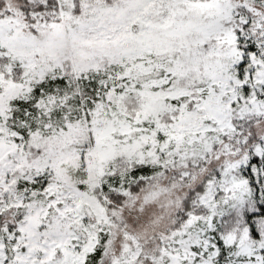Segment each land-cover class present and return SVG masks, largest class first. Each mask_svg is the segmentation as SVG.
Here are the masks:
<instances>
[{
    "label": "snow or ice",
    "instance_id": "snow-or-ice-1",
    "mask_svg": "<svg viewBox=\"0 0 264 264\" xmlns=\"http://www.w3.org/2000/svg\"><path fill=\"white\" fill-rule=\"evenodd\" d=\"M0 264H264V0H0Z\"/></svg>",
    "mask_w": 264,
    "mask_h": 264
}]
</instances>
